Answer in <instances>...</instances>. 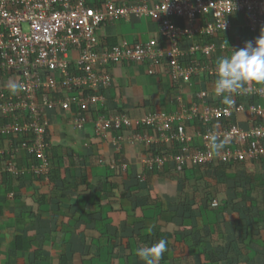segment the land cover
I'll use <instances>...</instances> for the list:
<instances>
[{
	"label": "crops",
	"instance_id": "obj_1",
	"mask_svg": "<svg viewBox=\"0 0 264 264\" xmlns=\"http://www.w3.org/2000/svg\"><path fill=\"white\" fill-rule=\"evenodd\" d=\"M233 28L240 40L247 38L243 23L236 22ZM97 36L100 44L128 46L162 40L156 22L136 17L107 24ZM108 69L113 84L103 93L102 106L108 113L122 111L133 118L174 113L177 99L191 103L198 88L215 100L208 83L196 81L176 89L163 66L156 68L154 76L147 74L146 64ZM46 118L51 170L61 168L60 177L69 184L60 179L57 186H67V200L57 209L49 194L54 185H42L28 173L22 175L20 186L11 182L9 191L0 185V264H60L68 248L73 253L70 264H144L137 256V246L142 248L144 239L148 246L167 241L168 250L159 264H244L247 260L264 264V162H247L243 168L230 164L226 169L216 164L186 165L182 175L169 165L149 170L144 165L149 148L130 142L139 131L110 132L99 138L90 125L76 130L67 114L48 113ZM238 120L243 122L242 117ZM194 131V124H186L187 134ZM16 158L29 159L23 153ZM33 161H24L22 167L29 168ZM244 178L246 190L241 185ZM81 179L91 190L85 185L76 193L69 190ZM35 193L47 195V203L36 206ZM213 201L217 208L212 207Z\"/></svg>",
	"mask_w": 264,
	"mask_h": 264
},
{
	"label": "built area",
	"instance_id": "obj_2",
	"mask_svg": "<svg viewBox=\"0 0 264 264\" xmlns=\"http://www.w3.org/2000/svg\"><path fill=\"white\" fill-rule=\"evenodd\" d=\"M235 15H244V26L253 32L239 46L192 42L184 47L186 39L229 33ZM129 17L156 22L165 47L150 40L133 46L123 43L109 52L98 49L99 30ZM176 20L183 22V28ZM262 29L264 0H125L120 5L111 0H0V137L7 145L0 154L10 159L4 171L47 178L51 168L46 140L48 113L67 114L78 131L90 125L99 138L112 131L140 128L130 142L143 143L149 149L179 144L175 154L165 148L157 156L149 151L144 159L149 170L169 165L182 171L186 165L205 167L264 159V86L248 85L246 93L233 95L231 107L214 91V54L218 58L230 56L232 49L254 42ZM162 61L169 66L167 74L176 89L196 81L208 83L215 100L201 89L189 104L178 98L174 113H148L141 118L99 114L105 102L103 92L113 84L109 66L146 64L147 74L154 76ZM12 83L22 86L16 94L10 91ZM231 119L232 125H223ZM196 121L204 132L195 129L189 135L183 126L174 130L178 123ZM213 135L218 142L225 141L223 149L210 147ZM18 153L35 163L17 168ZM211 205L215 208L218 203Z\"/></svg>",
	"mask_w": 264,
	"mask_h": 264
},
{
	"label": "trees",
	"instance_id": "obj_3",
	"mask_svg": "<svg viewBox=\"0 0 264 264\" xmlns=\"http://www.w3.org/2000/svg\"><path fill=\"white\" fill-rule=\"evenodd\" d=\"M116 5H120V4H116ZM244 21H245L244 20V15L243 16L242 15H235V16H233V19H232L233 25L236 22H238V23L241 22V23L244 24ZM176 22H177V26L178 27L183 28V22H181L179 20L178 21L176 20ZM232 30L229 33L225 34V35L219 34V35L215 36L214 38H207V37H204V36H197V37L193 38V40H187L186 39V40H184V42L186 43L185 44L186 45L185 47H188L190 44H192V42H198L200 44H221V43L225 44V40L228 42V45L229 46L232 45V44H236V45L239 46L243 41H246L247 39H249V38H251L253 36V32H251L249 30L251 32V35H248L245 32V35L247 36V38L246 39H243V40L242 39L240 40V36H239V34L236 33V30L234 28H232ZM260 33L261 32H258L257 35L259 36ZM114 44L115 43H112L111 41H108L107 44H99L98 45V49L105 50V51L109 52V51H112L113 48H115L116 46H118V45H114ZM159 44H160V46L165 47V42L163 40H161V42ZM218 56L219 55L217 53L214 54V59L215 58L218 59ZM212 62H214V61H212ZM161 64H162L163 68H165L166 71L169 72V66H167L166 61H162ZM109 67H111V66H109ZM200 90H201V88H198V91H200ZM208 102H210L209 99H208ZM99 114L104 115V116H109L111 114H113V115H126L128 117L130 116L129 114H127L125 112H122V111L108 113L107 110H106V108H103V107L100 108ZM130 117L133 118L132 116H130ZM233 123H234V120H232V119L229 120V121H223V125L224 126H226V125L227 126H230ZM184 125L186 126V123H178V124L174 125V130L177 131L181 126H183L184 129H185V126ZM187 125H188V123H187ZM194 125H195V129H199L202 132H204L206 130L201 125V123H199L198 121H196ZM141 130L142 129L138 128V131H141ZM112 132H115V131H112ZM48 137L49 136H48V132H47V134H46V140L49 143ZM25 138H27V137H25ZM197 142H198V145H199V141H197ZM4 144H5V139H3V138L0 137V149L1 148H4ZM171 147H172L171 148V151H167V152H169L170 154H175L176 152H178L180 146H179V144L174 143L173 146H171ZM164 150L165 149L163 147L158 146V145L153 146V147H151V149H149V151L151 152V154L152 155H155V156L160 155V153H163ZM29 160L32 161V159H30V158L28 160L27 159H22V158H16L15 161H16L17 168L23 166L22 163L24 161H25V164H29V162H30ZM263 160L264 159H260V160L252 161V162H249V163H253V162H256L257 163L258 161H260L259 163L262 164L264 162ZM9 161H10V159H9V157L6 154H4V155H1L0 154V163H1V167L0 168H3V171L0 174V185L2 187H5V190H7V191H9V185H10L11 182L14 185H18V186H20L21 184H23L22 175L21 176H14V175L9 174L6 171H4V169L7 167L8 163H9ZM33 162L35 163V161H33ZM49 162H50V159H49ZM245 163H247V162H243V163H231V164H235L236 167L243 168L245 166ZM214 164L215 163L210 164L208 166H205V168H207V167H209V168L210 167H213ZM216 165H219V167H223L224 169H226L230 164H228V165L227 164H216ZM50 167H51V162H50ZM200 168H202V167H200ZM50 170H51V168H50ZM173 170L178 175H182L183 174L182 171H177L175 169H173ZM60 171H61V168H56V169L54 168V170L52 169L50 171L49 175L47 176V178L42 177V176L41 177L34 176L32 173L31 174L28 173V175L30 176V178H32L34 181H38L39 183H42V185H45V184H53L54 185L53 189L49 192V194H51L52 197L56 200V202H57V205H56L57 206V209H59V208H61L63 206L62 202H64L65 200H67V194H68V193L67 194H64L68 190L67 186H65V187L63 186L62 189H60L57 186V181H59L61 179V177H60ZM65 173H67L66 170H65ZM247 179L249 180V179H251V177L250 178L248 177ZM247 179L245 180V178H244L243 181H241V185H242L243 189H245V190H246ZM60 181H63L64 182L63 185L64 184L65 185L69 184L68 182L64 181L63 179H61ZM84 185H85V188H88V189L91 190L90 185L87 184V181L85 179H81L79 181V183H75L73 185H69V190H72L73 193H76L77 190H78V188L81 187V186H84ZM208 195H210V194L208 193ZM208 195L206 194V198H208ZM206 198H205V200H206ZM209 198H210V196H209ZM207 200H210V199H207ZM47 201H48L47 195H40L38 193H35L34 194L33 203L36 206H39L40 207L41 205L46 204ZM30 206H28V207H30ZM28 207H26V210H31L32 211V209L31 208H28ZM215 208H217V207H215ZM251 209L252 208L250 206L249 209H247L248 212H249V210L251 212ZM188 213H189V216L190 217H193L194 216L192 214V212H191L190 209H188ZM248 219H249V217H248ZM250 219H251V217H250ZM147 242H148L147 239L142 240V245H143L142 247L148 246V243ZM109 244H111V242H109ZM137 247L138 248H141L139 246H137ZM65 248L66 247H64V249ZM72 257H73V253L70 251V248H68V251L64 252V254L61 256V258H60V264H70L71 263V260H72ZM244 264H252V263H250V260H247V261L244 262Z\"/></svg>",
	"mask_w": 264,
	"mask_h": 264
},
{
	"label": "clouds",
	"instance_id": "obj_4",
	"mask_svg": "<svg viewBox=\"0 0 264 264\" xmlns=\"http://www.w3.org/2000/svg\"><path fill=\"white\" fill-rule=\"evenodd\" d=\"M225 44L229 47L226 40ZM215 72L217 76L214 87L215 94L217 97L222 98L224 105L229 107L235 103L233 95L246 93L248 85L258 84L264 86V29L261 30L259 37L254 42H246L244 47L239 50L232 49L230 56L219 57ZM21 87L16 83L9 85L12 94H16ZM136 130L138 131V129ZM210 142V147L217 151L225 146V141L218 142V138L214 135L210 137ZM171 146L173 145L161 147L165 148L166 151H171ZM167 250V241L161 239L152 246L139 248L137 256L144 264H159Z\"/></svg>",
	"mask_w": 264,
	"mask_h": 264
},
{
	"label": "rangeland",
	"instance_id": "obj_5",
	"mask_svg": "<svg viewBox=\"0 0 264 264\" xmlns=\"http://www.w3.org/2000/svg\"><path fill=\"white\" fill-rule=\"evenodd\" d=\"M245 32H246L248 35H251V32L249 31L248 28H246ZM138 88H139L140 90H142V86H141V85H138Z\"/></svg>",
	"mask_w": 264,
	"mask_h": 264
}]
</instances>
